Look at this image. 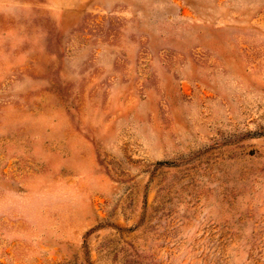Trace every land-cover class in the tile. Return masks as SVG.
Returning <instances> with one entry per match:
<instances>
[{"label": "rangeland", "instance_id": "obj_1", "mask_svg": "<svg viewBox=\"0 0 264 264\" xmlns=\"http://www.w3.org/2000/svg\"><path fill=\"white\" fill-rule=\"evenodd\" d=\"M0 264H264V0H0Z\"/></svg>", "mask_w": 264, "mask_h": 264}]
</instances>
